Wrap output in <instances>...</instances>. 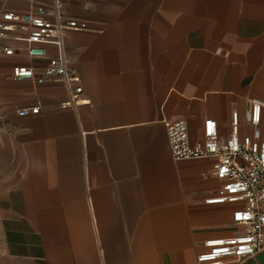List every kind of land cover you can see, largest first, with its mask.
Masks as SVG:
<instances>
[{
    "label": "crops",
    "instance_id": "0c3cea01",
    "mask_svg": "<svg viewBox=\"0 0 264 264\" xmlns=\"http://www.w3.org/2000/svg\"><path fill=\"white\" fill-rule=\"evenodd\" d=\"M62 1L83 103L63 107L59 79H13L48 59L27 41L0 55V264H199L207 238L239 231L235 204L206 201L222 184L215 159H177L164 121L185 119L195 142L209 117L228 137L238 110L242 136L264 133V0ZM224 264H264V248Z\"/></svg>",
    "mask_w": 264,
    "mask_h": 264
},
{
    "label": "built area",
    "instance_id": "2783aa9c",
    "mask_svg": "<svg viewBox=\"0 0 264 264\" xmlns=\"http://www.w3.org/2000/svg\"><path fill=\"white\" fill-rule=\"evenodd\" d=\"M62 0L51 5L42 4L26 11L0 7V55H15L18 49L11 40L29 43L27 54L32 58H48L43 72L38 75L32 65L13 67L15 80H34L44 83L59 79L67 87V99L63 107H77L83 103L81 75L76 66L70 65L66 55L64 34L78 28L75 19L66 17ZM58 52L49 56L48 46ZM263 103L254 100L250 121L254 125L262 120ZM40 105L24 108L21 114L37 113ZM173 155L177 159L213 158L216 175L222 181L219 192L207 198L208 203L235 204L232 221L239 231L231 236H214L204 241V249L198 254L199 264L234 263L251 257L264 248V133L257 127L251 134H240V113L233 111L231 133L221 135L214 118L204 121V138L191 141L185 119L164 121Z\"/></svg>",
    "mask_w": 264,
    "mask_h": 264
}]
</instances>
